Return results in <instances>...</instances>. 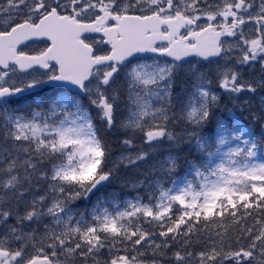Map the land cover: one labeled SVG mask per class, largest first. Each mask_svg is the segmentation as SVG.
<instances>
[{
  "label": "snow or ice",
  "instance_id": "6c2138e0",
  "mask_svg": "<svg viewBox=\"0 0 264 264\" xmlns=\"http://www.w3.org/2000/svg\"><path fill=\"white\" fill-rule=\"evenodd\" d=\"M0 264H264V0H0Z\"/></svg>",
  "mask_w": 264,
  "mask_h": 264
}]
</instances>
